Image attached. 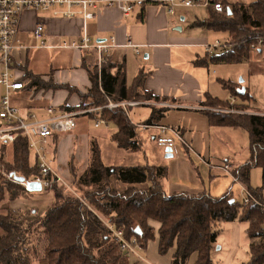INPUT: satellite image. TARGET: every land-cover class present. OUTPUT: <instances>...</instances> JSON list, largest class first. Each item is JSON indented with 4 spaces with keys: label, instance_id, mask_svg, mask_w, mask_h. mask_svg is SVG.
<instances>
[{
    "label": "trees",
    "instance_id": "16d2710c",
    "mask_svg": "<svg viewBox=\"0 0 264 264\" xmlns=\"http://www.w3.org/2000/svg\"><path fill=\"white\" fill-rule=\"evenodd\" d=\"M222 13L208 10V18L192 26L226 33L229 40L224 49L197 60L201 66L209 63H241L251 61V46L264 48V0L252 4H229ZM91 82L87 93L69 85L46 82L41 76L27 73L22 79L25 89L36 92L67 90L77 94L80 105L64 104L61 109L69 112L104 107L112 101H160L144 89L147 74L140 73L128 86L124 65L116 66L109 61L101 75L96 66H85ZM239 103L232 106L216 98L206 96L202 106L206 108L211 126L245 129L250 137V157L239 167L229 168L235 182L240 183L254 197L248 204L237 202L229 191L216 198L208 193H180L167 195L163 182L168 178L167 167L119 166L107 167L101 159L96 141H91L86 170L72 179L66 178L79 197L65 196L57 185L44 190L52 193L53 202L43 218L30 220L25 213L14 214L13 207L29 191L26 184L39 173L36 162L31 165L28 141L19 138L11 144H2L0 156V264H130L104 224L110 220L117 229L124 231L127 239L136 238L145 248L158 236L161 255L172 251L171 264H212V250L220 234V225L238 221L248 224L246 234L250 240L251 259L247 264H264V115L233 114L230 108L247 111L253 97L236 84L222 82ZM218 109L213 111L212 109ZM167 112L152 110L145 126L156 125ZM90 119L99 118L117 127L114 140L129 151L141 150L136 127L121 109H103L101 115L88 114ZM57 139H54L56 141ZM12 147V161L7 159L6 148ZM35 160V159H34ZM229 167V166H228ZM262 170V184L251 187L253 169ZM233 169V170H232ZM24 178L25 182L19 181ZM124 186L123 191L111 185V179ZM150 181L148 190L138 185ZM43 191V190H42ZM234 200V202H231ZM140 227L142 236L135 233Z\"/></svg>",
    "mask_w": 264,
    "mask_h": 264
},
{
    "label": "crops",
    "instance_id": "0c3cea01",
    "mask_svg": "<svg viewBox=\"0 0 264 264\" xmlns=\"http://www.w3.org/2000/svg\"><path fill=\"white\" fill-rule=\"evenodd\" d=\"M225 1L229 4L240 3L250 5L254 0ZM190 9L191 8H180L176 16L171 17L167 14L164 5L143 3L136 5L134 11L128 17H124L117 8H105L96 13V18L94 20L87 22L81 18L54 17L51 14L40 11H26L22 17L16 49L12 57L13 68L18 77L22 79L27 73H32L41 76L46 82L53 80L57 85H69L82 93H87L91 88V82L85 66H96V52L90 49L56 50L41 48L39 47V42H37L33 36V31L38 24H43L46 38L50 45H54L57 42H76L83 36L84 31L93 44L108 41L113 37L118 47L111 50L109 62L116 66L124 65L128 86H131L136 77L143 72L147 74L144 89L147 92L153 93L156 97L165 99L160 101H137L143 104L130 109L140 107H149L152 110L154 108L157 110L166 109L169 114L156 125L180 127L179 129L185 140L191 147H197L199 146L198 139H201V134L186 130L184 126L180 125L179 120H185V116L187 115L181 111L192 110L205 113L207 110L202 106V103L206 100V96L208 95L207 83L209 82L207 80L210 78V74L209 71L207 72L204 70L203 67L206 66H201L196 63V59L200 60V57L206 54L204 50L205 46L210 45V43L217 38H214L210 33L214 31L199 26H192L193 23H199L203 19L196 18L197 15L189 14L188 11ZM193 16H195V18ZM205 18H208V16H205ZM223 34L225 38L228 37L226 33ZM129 40H132L133 44L139 48L140 54H137L134 48L126 47ZM223 49L224 47L218 49L215 53ZM52 50L57 51L56 53H62L55 54L54 56V54L52 55L51 53ZM259 59L260 55H258L256 60ZM25 83H27V81H25ZM3 94L4 89L0 86V101ZM57 94L60 95L58 98L60 101L58 100L59 102H57V105H54V99ZM74 96H76V101L72 103L70 99ZM68 97L70 98V103L68 100L66 103H62ZM12 102L21 110L22 114L23 111H26L27 114L35 113L40 119L47 118V109L50 107L61 109L64 104L77 107L81 103L77 94H73L72 96L67 90L36 92L35 90L27 89L16 92L12 98ZM16 103H18V105ZM94 114L100 116L101 113L99 114L98 112ZM194 116L195 120H200L202 124L204 123L206 130L209 125L204 117L202 115ZM128 117L138 129L156 131L151 127H146L144 123H135L130 112ZM146 117H148L147 113ZM89 119V116L79 117L77 119V129L74 132L58 135L55 138L57 140L52 143L55 146L53 151L54 159L59 161V165L64 168H66L67 165L65 163L67 156L66 154L62 155V149L58 153L59 147L63 148V145L69 139H85V135L82 131H84V127L87 128V121ZM184 123L185 122H182L183 125ZM155 135L156 133L152 135L153 141ZM60 139L64 141H60ZM0 146H2V143H0ZM11 149L12 147L10 145L6 148L7 159L9 161L12 159ZM88 149L90 150V148ZM192 149L198 154L196 149L193 147ZM166 150L167 149H165V153L167 156L168 153ZM9 152L11 156H9ZM171 155V157L167 158L173 160H171L167 166H163L168 168V178L163 182L164 190L167 195L180 193L197 195L205 193L202 192L203 188L197 178V176L200 175V169L197 168L196 172L195 166L191 164L194 163V159H196L200 165L210 169V173L214 170H218L226 175H230L221 168L225 167V165L229 166V168H232V166L234 168L241 166L235 165L231 161H227L224 166H212L207 160L202 158L207 162V164H205L194 154L187 153L185 149H180L178 156ZM66 169L64 170L67 171L68 169ZM204 189H206L205 185ZM242 189L244 190L243 186ZM247 228L248 224L238 221L220 225V234L212 250V264L214 254L223 250L222 247L217 248L218 239L222 232L226 233L228 238L227 248L222 255L225 260L220 264L243 263L244 260L240 257L241 247L247 246L250 254L251 242L246 234ZM143 262L150 264L146 259Z\"/></svg>",
    "mask_w": 264,
    "mask_h": 264
},
{
    "label": "rangeland",
    "instance_id": "374dc122",
    "mask_svg": "<svg viewBox=\"0 0 264 264\" xmlns=\"http://www.w3.org/2000/svg\"><path fill=\"white\" fill-rule=\"evenodd\" d=\"M189 14L197 15L196 18L203 19L201 22L205 21L208 16V10L206 8H191ZM195 18V16H193ZM194 24V23H193ZM215 39L210 45H214L217 41L221 42L222 47L225 46L229 40V36L225 38V35L220 32H210ZM228 35V34H227ZM259 43V47H260ZM40 47V46H39ZM221 47V48H222ZM220 48V49H221ZM205 53L207 50L204 48ZM57 51H51L52 55H57ZM257 51H253L251 54V61H243L241 63H209V66L203 67L207 72L209 71L210 78L207 80L208 95L210 97L216 98L222 102H227L231 93L228 89L224 88L222 82L236 84L240 89H245L253 97L254 101L248 103V110L242 111V114H260L264 115V48L262 54H260V59L256 60L258 57ZM65 53V52H63ZM202 54L201 52H198ZM206 54L201 56L203 59ZM197 62V59H196ZM64 95V94H63ZM60 95L57 94L54 99V105H57V102ZM73 96V95H72ZM79 97V96H78ZM62 98V97H61ZM69 97L65 99L62 103L69 101ZM59 100V101H58ZM70 101L73 103L76 101V96L71 97ZM69 101V103H70ZM239 103V101H237ZM18 105V103H16ZM59 105V103H58ZM213 111L218 109L214 108ZM83 111V110H81ZM77 112V111H76ZM130 115L135 121V123L145 124L150 119L152 115V109L149 107H140L129 110ZM186 113L184 119H180V125L184 126L186 130H189L193 133H200L201 139H198L199 146H192L197 150L198 154L202 156L203 159L207 160L212 166H224L227 161H231L235 165L244 164L250 157V137L249 133L245 129H235L229 127H217L211 126L208 120V116L203 112L198 111H181ZM146 113L148 117H146ZM24 115H28L26 111H23ZM35 114V113H34ZM169 112L160 120L162 121L167 117ZM142 115V116H141ZM194 115H202L205 121L208 123V127L205 130L204 123L202 124L200 120H195ZM87 115H82L79 117H84ZM78 117V118H79ZM87 120V119H86ZM159 121V122H160ZM87 128L84 127L82 131L85 135V139H69L64 145L63 148L59 147V151L62 149V155L66 154L65 163L66 168L59 165V161L54 159V149L53 144L50 145V158L53 160L54 166L57 169L56 171L63 178L72 179L73 170L77 175L82 174L86 170L89 159V141H96L99 149L101 151V159L105 166L107 167H119V166H148V167H163L167 166L168 163L173 160L167 158L165 149L161 148L155 144L152 140V135L158 131L154 130H141L137 129L138 137L142 143L141 150L139 151H129L124 148H121L117 145L114 140V135L117 133V127L113 123L108 125H101L99 128L95 127V121L89 119ZM182 122H185L184 125ZM136 126V125H135ZM172 127V126H169ZM210 127V128H209ZM175 128H180L176 127ZM214 131V132H213ZM155 135V136H156ZM82 138V137H81ZM63 139H60L62 141ZM89 140V141H87ZM64 141V140H63ZM54 142V141H53ZM4 147L0 146V156L4 151ZM9 156H11L9 152ZM11 158V157H10ZM175 159V158H174ZM11 161L13 160L10 159ZM194 159V163H191L195 166V171L197 168L200 169V175L197 176L198 180L201 183L203 188L202 192L210 193L212 196L219 198L226 194L227 192H232V197L239 203L243 202L244 194L242 185L238 182H235L231 175H226L221 171L214 170L210 173V169L200 165L198 161ZM57 161V162H56ZM31 165H34L35 160L33 155L30 157ZM226 166V165H225ZM234 169V167L232 166ZM66 169L67 171H65ZM232 169V170H233ZM197 174V173H196ZM65 178V179H66ZM111 185L118 188V191H123L124 187L117 182L115 178H112ZM205 188L204 189V185ZM251 187L254 189L261 188L262 184V170L256 168L252 170L251 173ZM151 186L150 181L138 185L137 187L142 190H148ZM206 190V191H205ZM68 194H65L67 196ZM13 207V213L17 216L21 213H25L30 220L43 218L46 215V212L49 206L53 202L52 193H47L44 190L38 192L37 194H32L28 192L23 196ZM263 202H264V190H263ZM23 212V213H22ZM24 215V214H23ZM0 234L2 230L0 229ZM227 238L228 235L224 232L220 235L218 239L217 248L222 247L223 250L214 254L213 264H220L225 260L222 257L225 249L227 248ZM145 251L143 256L150 264H171L172 260V251L166 255H161L158 249V236L156 233L155 239L148 242L147 246L144 248ZM240 257L243 258L242 264H247L251 256L249 254V248L247 246H242L240 251ZM130 264H146L145 262L137 259L133 256H128ZM37 264V263H36Z\"/></svg>",
    "mask_w": 264,
    "mask_h": 264
},
{
    "label": "built area",
    "instance_id": "2783aa9c",
    "mask_svg": "<svg viewBox=\"0 0 264 264\" xmlns=\"http://www.w3.org/2000/svg\"><path fill=\"white\" fill-rule=\"evenodd\" d=\"M150 3L162 4L165 6L167 14L176 16L178 9H188L203 7L213 9L217 13L224 11L223 4L218 0H0V86L4 89V94L0 101V143L11 144L19 138L28 141V149L33 155L39 173L30 179V182L41 185L42 190H48L53 185L62 188L65 194L79 195L72 184L63 178L53 166L50 158L49 147L58 135L72 133L77 129V119L79 116L90 113H101L103 109H123L129 115V109L142 105L137 101H112L108 100L104 107L90 108L83 111L69 112L56 107L47 109V118L40 119L35 114L24 116L21 110L13 104L12 98L18 91L25 89V83L18 77L13 68V53L16 49L17 37L20 31L22 17L26 11H40L51 14L54 17L81 18L85 22L94 20L96 13L105 8H117L124 17L130 16L136 5ZM33 36L41 48L51 49H74V50H94L96 52V66L101 75L103 67L108 63L111 50L118 47L115 39L93 44L87 37L85 31L83 36L76 42H57L54 45L48 44L45 28L43 24H38L33 31ZM262 42H260V45ZM126 47L134 48L140 54L139 48L129 40ZM222 47L218 41L214 45H206L208 54H213ZM259 46L252 45L251 50L257 51ZM237 98L231 97L229 102L232 106L237 104ZM166 105V104H161ZM225 112L241 114L235 108H230ZM101 115V114H100ZM107 125L105 120L99 118L96 127ZM145 127V126H144ZM151 127L158 131L154 136L155 143L162 148L171 149V154L179 155L180 149H185L187 153H192L205 164L202 159L185 140L181 130L175 127L153 125ZM230 174L229 167H222ZM244 204L254 200V197L245 188L243 190ZM104 224L113 238L118 242L120 250L128 257L133 256L141 261H145L143 245L136 239H127L122 229H117L110 220H104Z\"/></svg>",
    "mask_w": 264,
    "mask_h": 264
},
{
    "label": "water",
    "instance_id": "95a60500",
    "mask_svg": "<svg viewBox=\"0 0 264 264\" xmlns=\"http://www.w3.org/2000/svg\"><path fill=\"white\" fill-rule=\"evenodd\" d=\"M241 93H245V89H242ZM166 152L168 153L167 154V157H171V149L167 148ZM19 181H21L22 183L25 182V179L24 178H19L18 179ZM27 186V190L31 193H38V192H41L42 191V188H41V185L40 184H37V183H33V182H29L26 184ZM231 202H234V200H232ZM135 233L139 236H142V231L140 229V227H137L135 229Z\"/></svg>",
    "mask_w": 264,
    "mask_h": 264
}]
</instances>
